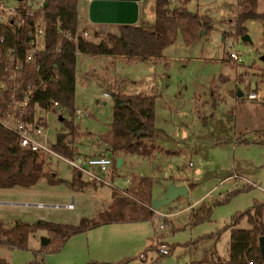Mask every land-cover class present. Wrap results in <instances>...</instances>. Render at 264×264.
Returning a JSON list of instances; mask_svg holds the SVG:
<instances>
[{
  "label": "rangeland",
  "instance_id": "rangeland-1",
  "mask_svg": "<svg viewBox=\"0 0 264 264\" xmlns=\"http://www.w3.org/2000/svg\"><path fill=\"white\" fill-rule=\"evenodd\" d=\"M44 1L0 3L35 11ZM79 1L85 4L83 8L77 6L78 27L87 31V39L98 42L107 31H117L113 23L90 21L87 0ZM149 2L153 0L143 3ZM169 2L174 6L180 0ZM258 2L264 10V0ZM238 3L239 0H189L190 10L212 18V29L205 30L190 45L178 34L158 58L78 53L75 108L89 114H74L73 120L79 131H89L91 135L82 134L78 139L74 159L102 149L97 138L110 127L117 95L137 92L157 97L154 152L151 156L123 152L117 156L122 157L121 165L112 163L108 172L96 169L102 176L108 174L112 186L89 180L84 174L79 177L82 183L73 182L76 170L63 158L50 156L47 161L61 181L56 177L50 184L42 177L30 192L0 190V224L2 229L15 222L32 224L38 220L77 224L82 217L93 218L106 209L113 190L122 193L120 190L131 182L126 179L134 175L154 179V197L163 196L171 181H186L191 186L189 196H179L155 209L152 217L103 222L69 234L64 240L43 225L27 232L23 246L12 245L7 240L9 234L1 232L0 257L10 264H209L217 257L229 258L234 216L264 201L263 22H247L250 39L236 35L232 29ZM154 19L155 14L147 10L138 21L150 24ZM230 49L239 52L241 60L228 59ZM240 89L244 91L242 96L238 95ZM259 89L260 100L247 98L249 91ZM103 92L107 96H102ZM35 115L44 125L49 145L58 132L66 130L59 116L71 117L61 105L55 110L35 106ZM105 153L112 159L115 156ZM235 173L239 176L232 177ZM246 183L251 187L226 199L228 193ZM202 204L212 206L211 214L195 223L192 212ZM161 213L169 215L163 217ZM162 221L164 228H160ZM238 225L248 227L247 218ZM42 237H48L49 242L42 244ZM162 243L169 247V253L159 252L156 245Z\"/></svg>",
  "mask_w": 264,
  "mask_h": 264
},
{
  "label": "trees",
  "instance_id": "trees-1",
  "mask_svg": "<svg viewBox=\"0 0 264 264\" xmlns=\"http://www.w3.org/2000/svg\"><path fill=\"white\" fill-rule=\"evenodd\" d=\"M188 1L180 0L179 5L172 6L169 0H156L155 19L152 23L143 21L116 23L117 31H107L105 38L98 42L76 34L78 0H45L40 4L35 10V15L42 16L44 20L45 48L39 54L36 64L28 65L22 83L32 82L36 88L27 108L28 119L34 118L35 106L55 110L56 107L50 102L53 100L67 109L71 116L70 119L64 116L61 118L66 130L57 133L55 141L51 144L54 151L74 158L78 154V139L82 134L91 135L89 131L85 133L79 131L73 120L77 53L150 59L162 56L164 47L174 42L178 34H182L186 44H193L201 37L202 30L205 32L212 29L213 23L208 14L190 10L187 6ZM18 9L25 15L26 9L23 6ZM27 20L33 22L31 16H27ZM250 20L263 22L264 47V10L259 8L258 0H239L234 27L236 35L243 37L248 33L247 22ZM66 30H71V35L64 36L63 31ZM25 31L24 25L12 28L8 24H0V36H6L8 45L22 46ZM262 58L264 59V53ZM37 64L40 65L39 70H36ZM40 80H43V86L38 85ZM156 100V95L144 92L118 94L113 106L110 127L97 138V145L102 146V149L90 155H107L105 151H108L115 155L113 158L115 164L117 156L123 152L151 156L158 132L155 123ZM50 156L54 155L39 149L32 150L19 146L16 134L0 124V187L31 188L42 177L50 184L55 183L58 175L47 161ZM79 177L74 171L73 182L79 180L82 183ZM61 179L57 177V180ZM153 183L154 179L150 176L134 175L125 188L126 193H119L114 189L111 194L112 200L106 209L98 212L93 218L82 217L77 224L42 220L32 224L15 222L11 227L4 229L0 224V233L9 234L7 240L12 245L23 246L27 232L34 226H47L51 233L60 235L64 240L69 234L103 222L149 218L155 215V209L152 207ZM250 187L251 185L246 183L228 193L226 199ZM211 211L212 206L202 204L192 212V220L195 223L201 222L209 218ZM244 217L248 220V227L238 225ZM230 229L229 258L217 257L209 264H264V253L259 244V237L264 234V201H257L251 208L238 212ZM0 264L10 263L0 257ZM30 264L41 263L34 261Z\"/></svg>",
  "mask_w": 264,
  "mask_h": 264
},
{
  "label": "built area",
  "instance_id": "built-area-1",
  "mask_svg": "<svg viewBox=\"0 0 264 264\" xmlns=\"http://www.w3.org/2000/svg\"><path fill=\"white\" fill-rule=\"evenodd\" d=\"M23 15L19 9L13 7H5L0 3V24H8L12 28H20L26 26L24 34V42L22 46L16 44H6V36H0V124L5 128L13 131L17 136L18 145L23 148H29L32 150H42L47 153H51L54 156L63 158L66 160L79 174L86 175L89 180L106 183L112 186V179H108V174L102 176L96 172V169L102 172H108L109 165L114 163V160L108 155H88L82 157L80 160L69 158L54 151L46 142V132L44 125L34 118L32 120L27 117V108L29 101L32 98V94L36 88L33 87L32 82L22 83L25 77L27 67L30 63L36 64L39 54L45 48V25L42 16H36L35 11L28 9ZM27 16H31L33 22L27 20ZM236 23V22H235ZM233 24V31L235 27ZM71 30L63 31L64 36L71 35ZM76 34L87 38V31L77 28ZM231 46L232 42H228ZM263 46V41H262ZM228 59L233 61L241 60L239 52L231 50L229 51ZM40 69V65L37 64L36 70ZM57 78V74L54 75ZM39 86H43V80L38 82ZM102 96H107L106 92H103ZM249 100H260L262 98L261 90H251L246 94ZM55 107L59 105L58 101H50ZM89 112L79 107L75 108V115L82 116L88 115ZM42 137L43 140H39ZM192 164V162H190ZM232 177H238L239 174L235 173ZM130 178L126 179V182H130ZM122 193H126L125 189L120 190ZM68 207L72 204L68 203ZM153 207V206H152ZM157 210V209H156ZM163 217L168 216V213H161ZM165 223H160V228H164ZM159 252L167 254L170 252L169 247L166 244L156 245ZM142 256H145L142 254Z\"/></svg>",
  "mask_w": 264,
  "mask_h": 264
},
{
  "label": "water",
  "instance_id": "water-1",
  "mask_svg": "<svg viewBox=\"0 0 264 264\" xmlns=\"http://www.w3.org/2000/svg\"><path fill=\"white\" fill-rule=\"evenodd\" d=\"M140 0H88V17L92 22L98 23H135L139 19ZM204 33V30L201 31ZM243 38L250 39L249 33H246ZM244 91L239 90L238 95L242 96ZM62 116H59L61 119ZM122 162V157H118L116 165L119 166ZM179 196H189V185L187 183L177 184L171 181L167 186L165 193L161 197L152 199L154 209H160L163 205L169 204L172 200ZM48 237H42L41 243L49 242ZM259 244L264 253V234L259 237ZM189 264V263H186Z\"/></svg>",
  "mask_w": 264,
  "mask_h": 264
},
{
  "label": "crops",
  "instance_id": "crops-1",
  "mask_svg": "<svg viewBox=\"0 0 264 264\" xmlns=\"http://www.w3.org/2000/svg\"><path fill=\"white\" fill-rule=\"evenodd\" d=\"M144 1L145 0H140L139 1V4H140V14H139V19L138 20L142 19V16H143L144 12H146L147 10L152 11L154 14L156 13V0H153V2H149L147 4H144L143 3ZM83 4H85L83 1L81 2V1L78 0V7L79 8H83ZM86 7H87V11H88V0H87ZM113 24H116V23H113ZM78 53H80V52H78ZM121 164H122V162H121ZM182 183H186V181H183ZM0 190L1 191H11V192L12 191L13 192H25V191H29L30 192L32 189L31 188H22V187H19V188L18 187H14V188L13 187H10V188H2V187H0ZM190 190H191V188L189 187V191ZM3 203H6V202H3ZM70 203L73 204V201L70 202Z\"/></svg>",
  "mask_w": 264,
  "mask_h": 264
}]
</instances>
